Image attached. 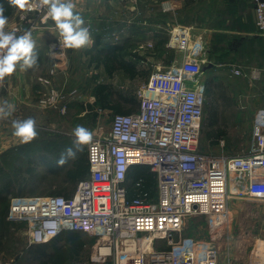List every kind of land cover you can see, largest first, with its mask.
I'll use <instances>...</instances> for the list:
<instances>
[{"label": "built area", "instance_id": "built-area-1", "mask_svg": "<svg viewBox=\"0 0 264 264\" xmlns=\"http://www.w3.org/2000/svg\"><path fill=\"white\" fill-rule=\"evenodd\" d=\"M28 2L32 8L22 10L18 23L6 31L32 37L50 19L42 0ZM249 2L254 22L264 32V0ZM191 33L190 26L169 31L167 46L180 52L178 62L151 71L136 91V110L114 114L109 131L93 136L86 146L88 176L77 182L71 196H10L7 218L28 221L30 243L78 231L95 238V244L87 259L72 264H219L213 240L175 235L188 216L201 215L215 236L229 220L232 194L264 199V110L252 126L249 148L234 155L198 148L207 100L198 74L208 49L201 36L193 40ZM49 50L52 67L40 80L50 85L48 77L67 62L59 32ZM229 66L232 74L240 73L239 67ZM9 77L0 81V90ZM250 78L259 80L260 72L253 70ZM60 97L48 86L38 105L55 107ZM218 143L223 146L224 139ZM136 165L155 173L153 190L143 188L142 178L129 184ZM154 240L165 245L153 248Z\"/></svg>", "mask_w": 264, "mask_h": 264}, {"label": "rangeland", "instance_id": "rangeland-1", "mask_svg": "<svg viewBox=\"0 0 264 264\" xmlns=\"http://www.w3.org/2000/svg\"><path fill=\"white\" fill-rule=\"evenodd\" d=\"M170 1L116 0V3L110 4L109 7L107 5L101 6L103 7L101 15L104 14V17L107 16L114 22L115 34L111 41L125 44L126 57L134 63L136 69L139 71L136 77L131 78L122 71H116L113 76L108 77L102 66L98 68L89 66L88 60L83 58L82 55L80 56L75 49L73 54L74 59L70 61L67 55L65 67L48 77L50 85L42 83L40 79L46 78L48 74L39 70L32 71L29 80H22L19 83V85L23 84V87L30 90L29 100L27 103L21 102L22 106L17 109V112L13 111L12 115L7 118L10 120H12V117L20 120L27 119L28 117L34 118L36 129L40 133L38 132L37 137L31 141L32 143H35V141L46 142L58 135L65 136L69 141L73 142L75 137L72 135V130L77 125H82L89 129L93 136L108 132L114 113L110 109H101L97 106L95 97L93 96V88L96 83H108L118 93L126 97L134 95L138 100L136 91L146 82L151 71L157 66L167 67L169 63L178 62L180 52L167 46L169 31L175 26L193 27L191 33L192 39L194 40L197 36H201L207 49L208 46H212L213 37L209 31L202 29L204 25L201 26V24L215 19L213 18L215 10L224 6V1L178 0L182 8H176L173 14L166 9L161 14L154 12L153 8L156 6L169 7L171 5ZM246 3H249L248 0H246ZM155 19L164 28L157 38L152 35V31L154 30L151 24H155ZM190 22L192 24L196 23L187 25ZM84 26L90 32V25L87 21ZM128 27L130 29H127ZM142 27L146 28V35H148L146 41L141 38ZM8 28L7 24L5 31ZM124 31L126 32L124 33ZM53 39L52 37L49 38V46ZM160 41L162 43L158 44ZM49 46L46 51L40 48L35 53L37 59L47 57L51 67L52 61L49 56ZM230 57V59L228 57L224 61H214L215 63H213L208 59L207 52V63H204V65H208L210 62L215 67L212 69L206 67L204 70L202 67H199L198 80L200 84L202 83L205 86V80L208 77H213L214 91L225 92V98L219 100L221 106L213 127L205 126L204 122L208 118L209 112L206 106L204 109L198 148L212 154L234 155L249 148L251 145L252 126L258 118V113L264 110V94L260 92L262 79H264V65L258 66L257 62L239 58L233 51L230 52ZM43 59L42 64L48 66ZM229 64L239 67L240 73L238 75L232 74ZM253 70L260 72L259 80L250 78V73ZM20 78L26 79L23 72L19 75ZM10 79L12 80V76L7 79L4 84L5 86L0 90V97H3V102L7 101L9 104H11L12 98L16 99V96L11 93ZM48 86L49 88L56 89L61 94L60 101L55 107H39V98L46 92ZM18 103L17 100L14 101V104ZM82 104L93 105L94 110H83ZM94 111L95 115H93ZM6 124L11 123L6 121ZM11 129L8 127V131ZM213 129H222L223 136L221 138L224 139L223 146L218 141L211 142V139L208 138V132ZM21 160L25 162L23 158L17 159L15 162L20 163ZM18 163L9 162L5 166V169L10 171ZM36 170L39 173L47 172L43 164L36 165ZM48 174L49 178L46 182L42 180H37L36 182L29 180L27 183H24L23 190L35 189L34 194L28 192L17 195L10 194L8 196L9 203L10 196L48 194L49 184H52L50 189H55L57 183L60 182L61 173L55 175ZM234 196L238 195H230L227 201L230 211L229 217L231 219L219 229L215 236H212L213 233L209 231L206 218L201 215H194L186 218L181 231L175 237L213 240L218 248L219 264H246L253 244H255L257 239H260L257 236L264 232V199L246 197L240 199ZM6 219L10 221V225L7 236H2V241H0V262L2 264H36L35 257L37 256H32V249L29 250L30 245L33 244L29 242L28 221L24 219L10 220L7 218V215ZM83 238L85 246L81 255L87 256L89 254L90 256L92 247L95 244V238L85 234H83ZM163 245H165V242L156 240L153 243V248L162 247ZM46 250L48 251L49 248ZM256 253L253 256H256Z\"/></svg>", "mask_w": 264, "mask_h": 264}, {"label": "trees", "instance_id": "trees-1", "mask_svg": "<svg viewBox=\"0 0 264 264\" xmlns=\"http://www.w3.org/2000/svg\"><path fill=\"white\" fill-rule=\"evenodd\" d=\"M224 6L215 10L213 18H217L219 31L212 35V46L208 47V59L214 61H224L230 52H234L239 58L257 62L258 66L264 65V35L254 34V26L249 12L250 4L246 0H223ZM4 5V15L9 17L14 7L7 4V0H0ZM213 22H211V25ZM162 42H158L161 44ZM125 44L121 42H104L100 36H96L94 44L85 50L88 55V65L98 68L103 67L108 77L113 76L116 71H122L129 77L134 78L139 71L134 63L129 60L125 53ZM212 66L210 69L214 68ZM213 77L205 80L206 104L209 115L204 122L205 126L213 127L218 117L220 108L219 100L225 98L224 91H214ZM217 85V84H216ZM218 86V85H217ZM223 90L222 87H220ZM261 94H264V79H262ZM93 96L97 106L101 109H110L114 114H129L136 110L138 100L134 95L129 97L115 91L108 83H96L93 88ZM128 104V106H126ZM82 109L93 111L94 106L82 104ZM95 111L93 115H95ZM214 130V129H213ZM208 132L211 142H217L222 137V129ZM37 132H39L37 130ZM40 133V132H39ZM42 134V133H41ZM72 141L67 137L58 135L49 141L35 143H23L10 147L0 154V241L2 236H7L10 221L6 219L9 198L8 196L35 193V189L23 190L24 183L32 181H48V173H61L60 182L55 189H50L48 194H58L65 197L72 195L79 180L88 176L89 168L87 161L86 148L78 152L75 159H69L64 164L58 161L65 149L72 147ZM23 158L20 163L15 162ZM11 163H18L12 170L7 171L5 166ZM8 163V164H7ZM4 164V165H3ZM43 164L47 172L39 173L36 165ZM143 179V188L153 190L155 188V173L150 171L147 166L136 165L132 167L128 174L129 184L136 179ZM17 188V190H15ZM25 189V187H24ZM15 191V193H14ZM83 233L78 231H63L58 236L45 243L33 244L32 256H37L36 264H72L74 261L85 260L87 256H82L85 246ZM49 248L47 251L46 249ZM46 250V251H45Z\"/></svg>", "mask_w": 264, "mask_h": 264}, {"label": "clouds", "instance_id": "clouds-1", "mask_svg": "<svg viewBox=\"0 0 264 264\" xmlns=\"http://www.w3.org/2000/svg\"><path fill=\"white\" fill-rule=\"evenodd\" d=\"M42 2L47 5V17L54 22L64 47L78 50L93 43L89 29L84 26L83 17L74 11L76 5L73 0H42ZM7 4L19 10L32 8L28 0H7ZM4 13V5L0 4V81L6 76H11L18 65L21 70H26L37 63L35 43L31 33L17 36L15 31H5L8 18ZM13 111L14 106L5 101L0 105V119L10 117ZM12 128L13 135L22 143H29L38 135L36 121L32 117L13 120ZM72 135L75 137L72 147L65 149L58 161L59 164L75 159L77 153L82 152L84 146L93 138L92 132L82 125H77L72 130Z\"/></svg>", "mask_w": 264, "mask_h": 264}, {"label": "crops", "instance_id": "crops-1", "mask_svg": "<svg viewBox=\"0 0 264 264\" xmlns=\"http://www.w3.org/2000/svg\"><path fill=\"white\" fill-rule=\"evenodd\" d=\"M248 2H249V0H248ZM73 3H75V5H76V8L74 9V11L80 13L81 16L83 17L84 21L85 22L87 21L88 24L90 25V36H91L93 43L88 47L81 48V49L77 50L78 53L80 54V56L82 55L83 58L88 60V55H86L85 50L87 48H90L94 44V40H95L96 36H100L102 43H104V42H112L113 43V41H111V40H113L114 34H115V29L113 27L114 22L109 17H107V16L104 17V14L101 15L102 14V8H103L101 6L107 5L109 7L110 4L116 3V0H73ZM170 3H171V5L169 6V9H166V10H169L171 14L174 13L176 8H180V7L182 8V6L178 0H171ZM249 4H250V2H249ZM165 8H163L162 6H156L153 9H154L155 13L158 12L159 14H161V13L165 12L164 11ZM21 11L22 10L15 8L13 13L9 17H7L8 18V23H7L8 27L18 23L19 15H20ZM249 12L251 14V18H252V22H253V26H254V33L257 35H264V32L260 31L254 22L251 4H250ZM88 15H90V17H88ZM155 20H156L155 24H151L153 26V30H154V31H152V33H153L152 35L156 36L155 38H157L159 33H161V30H164V28H163V26H161V24H159V22H157V19H155ZM211 22H213L212 25L210 24ZM195 23L196 22H194L193 24H195ZM193 24H192V22H190L187 25H193ZM217 24H218L217 19H213V20H209V21L205 22V24H201V26L204 25V26H202V29L204 31H209L211 33V36H212L213 33H215L216 31H219V29H218L219 27L217 26ZM127 29H130V28L128 27ZM145 29H146L145 27H142L143 31L141 32V38L144 39V41H146L148 38V35H146ZM125 32L126 31H124V33ZM129 32H130V30H129ZM57 33H58V31L53 28V23H52L51 19H48L45 23L39 24V26L32 31V40L35 43L34 51H36L40 48L43 49L44 51H46L47 47L49 46V42H50L49 38L52 37V39H53V37H55L57 35ZM150 36H151V31H150ZM67 49H68L67 55H68L69 60L71 61V59H74L73 54H74L75 49H69V48H67ZM81 50H83V52H81ZM42 59H37L36 65L34 67L28 68L26 70H21L19 65H18L16 71L13 73L12 80L10 79L11 80L10 87H11V93H13L14 96H16V99H13V98L11 99V101H12L11 105L14 106L15 112H17V109L20 106H22L21 102L27 103V101L29 100V96H30L29 95L30 90H28V88L26 89L25 87H23V84L19 85V83L22 82V80H24V81L29 80L30 79V73L34 70L35 71L39 70L41 72L44 71V72H46L45 74H49L52 65L50 67V62L48 61L47 57H45L43 59V61L44 62L46 61L48 66L45 64L43 65ZM211 66H210V68H211ZM22 72H23V74H25L26 79L25 78L19 79V75H21ZM13 76H14V78H13ZM13 100L14 101L17 100L19 103L14 104ZM3 103H4L3 97L1 96L0 97V105H2ZM15 118L12 117L11 118L12 120H10L8 118L0 119V154H2L3 151L9 149L10 147L23 144L19 138L15 137L13 135L12 121L16 120ZM6 121H9V123H11V124H6ZM8 127H10V129L11 128L12 129L10 131H8ZM234 197H237L240 199L245 198L244 196H234ZM246 198H249V197H246ZM229 219H231V217H229ZM257 237L260 239H257L255 241V244H253L252 249L249 252V256L246 260V264H264V239H262V238H264V232L259 234ZM255 253H256V256H253Z\"/></svg>", "mask_w": 264, "mask_h": 264}, {"label": "water", "instance_id": "water-1", "mask_svg": "<svg viewBox=\"0 0 264 264\" xmlns=\"http://www.w3.org/2000/svg\"><path fill=\"white\" fill-rule=\"evenodd\" d=\"M210 66H211V63L209 62L208 65H203L202 69L204 70L206 67H210Z\"/></svg>", "mask_w": 264, "mask_h": 264}]
</instances>
